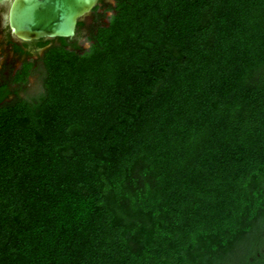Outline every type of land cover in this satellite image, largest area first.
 I'll list each match as a JSON object with an SVG mask.
<instances>
[{
  "label": "trees",
  "instance_id": "trees-1",
  "mask_svg": "<svg viewBox=\"0 0 264 264\" xmlns=\"http://www.w3.org/2000/svg\"><path fill=\"white\" fill-rule=\"evenodd\" d=\"M109 9L0 109V264H264V0Z\"/></svg>",
  "mask_w": 264,
  "mask_h": 264
},
{
  "label": "flooded vegetation",
  "instance_id": "flooded-vegetation-1",
  "mask_svg": "<svg viewBox=\"0 0 264 264\" xmlns=\"http://www.w3.org/2000/svg\"><path fill=\"white\" fill-rule=\"evenodd\" d=\"M108 0H100L98 6L109 9ZM12 1L0 5V109L22 98L33 97L42 90V80L46 71V55L53 47L66 49L88 50L84 44L90 42L91 34L100 25V20L90 14L84 21L78 22L75 35L71 38H42L40 40L24 41L16 38L9 23ZM96 9V8H95ZM106 15V13H105ZM89 47V49H90ZM29 68L30 75L25 83L17 81L23 69ZM37 76L36 87L29 86L32 76ZM7 96L1 99L4 94Z\"/></svg>",
  "mask_w": 264,
  "mask_h": 264
},
{
  "label": "water",
  "instance_id": "water-1",
  "mask_svg": "<svg viewBox=\"0 0 264 264\" xmlns=\"http://www.w3.org/2000/svg\"><path fill=\"white\" fill-rule=\"evenodd\" d=\"M12 1L9 23L14 36L24 41L71 38L100 0H0Z\"/></svg>",
  "mask_w": 264,
  "mask_h": 264
},
{
  "label": "rangeland",
  "instance_id": "rangeland-1",
  "mask_svg": "<svg viewBox=\"0 0 264 264\" xmlns=\"http://www.w3.org/2000/svg\"><path fill=\"white\" fill-rule=\"evenodd\" d=\"M107 3H108V6L109 5L113 6V7L115 6V0H108ZM97 7H98L97 10L95 11V9H94L91 14L96 16V14H99V13L100 14H105L106 13V18L104 20L100 21V23L102 22V23L108 24L109 23V18L114 14V11L112 9H108L107 7L105 8L104 6H97ZM90 44H91L90 42H86L84 44L85 49H89ZM45 66H46V64H45ZM26 69H28V68H26ZM24 73H26V71L23 69V74ZM45 74H46V72H45ZM31 76H32V78L29 81L30 82L29 86L34 88V87H36V85L38 83V79H37V76H33V75H31Z\"/></svg>",
  "mask_w": 264,
  "mask_h": 264
}]
</instances>
